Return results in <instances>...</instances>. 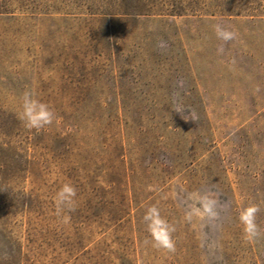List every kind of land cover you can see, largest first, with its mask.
<instances>
[{
	"label": "rangeland",
	"instance_id": "rangeland-1",
	"mask_svg": "<svg viewBox=\"0 0 264 264\" xmlns=\"http://www.w3.org/2000/svg\"><path fill=\"white\" fill-rule=\"evenodd\" d=\"M26 90L55 112L39 133ZM194 192L215 221L184 219ZM253 203L264 230V0H0V264H264ZM152 205L174 253L144 244Z\"/></svg>",
	"mask_w": 264,
	"mask_h": 264
},
{
	"label": "clouds",
	"instance_id": "clouds-1",
	"mask_svg": "<svg viewBox=\"0 0 264 264\" xmlns=\"http://www.w3.org/2000/svg\"><path fill=\"white\" fill-rule=\"evenodd\" d=\"M215 35L218 39L228 42L236 39L237 34L228 30L220 24L213 26ZM257 91L259 89L257 88ZM19 119L23 122L25 128L35 130L39 133L41 130L53 124L55 112L48 104L35 98L31 90H26L22 94ZM181 109L177 107L175 112L180 113ZM77 189L71 183H64L56 192L54 197L55 211L61 216L64 223L71 219L70 213L76 211ZM188 203L184 219L187 222L194 218L207 219L215 221L219 216V202L211 192H194L188 196ZM260 212L258 204H250L239 212V223L242 225L243 239L248 243H255L264 238V230H261L257 223V215ZM148 237L144 240L145 245L157 250H165L168 253L176 251L174 233L176 227L161 215L159 207L152 205L148 207L142 217Z\"/></svg>",
	"mask_w": 264,
	"mask_h": 264
}]
</instances>
